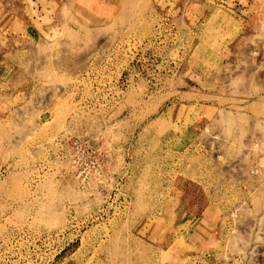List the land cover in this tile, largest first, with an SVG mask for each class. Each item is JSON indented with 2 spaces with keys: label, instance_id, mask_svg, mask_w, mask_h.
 <instances>
[{
  "label": "rangeland",
  "instance_id": "obj_1",
  "mask_svg": "<svg viewBox=\"0 0 264 264\" xmlns=\"http://www.w3.org/2000/svg\"><path fill=\"white\" fill-rule=\"evenodd\" d=\"M0 264H264V0H0Z\"/></svg>",
  "mask_w": 264,
  "mask_h": 264
},
{
  "label": "bare ground",
  "instance_id": "obj_2",
  "mask_svg": "<svg viewBox=\"0 0 264 264\" xmlns=\"http://www.w3.org/2000/svg\"><path fill=\"white\" fill-rule=\"evenodd\" d=\"M96 252V251H95ZM95 257V256H94Z\"/></svg>",
  "mask_w": 264,
  "mask_h": 264
}]
</instances>
